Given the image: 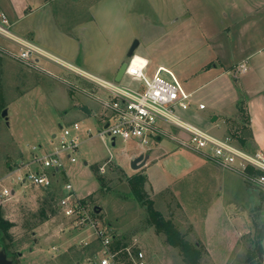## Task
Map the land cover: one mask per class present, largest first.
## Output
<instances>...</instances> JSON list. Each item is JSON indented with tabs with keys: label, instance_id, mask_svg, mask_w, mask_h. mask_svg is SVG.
Returning a JSON list of instances; mask_svg holds the SVG:
<instances>
[{
	"label": "rangeland",
	"instance_id": "rangeland-1",
	"mask_svg": "<svg viewBox=\"0 0 264 264\" xmlns=\"http://www.w3.org/2000/svg\"><path fill=\"white\" fill-rule=\"evenodd\" d=\"M65 1L64 13L77 17L82 12H78L75 3ZM160 1L167 3L168 0ZM185 3L189 18L187 29L165 35L166 38L154 45V53L164 57L172 51L174 56L179 55L176 47L183 46L185 43L181 42L187 41L186 38L194 37L198 33L196 29L209 38L230 27L249 26L251 32H264V0H186ZM106 4L108 2L103 5ZM144 5L148 9V2L141 0V6ZM251 7L254 11L259 9L257 18L251 16ZM110 11L114 13L112 16L102 15L103 18L95 20L93 30L126 33L129 27L116 17V5ZM104 12L103 8L102 14ZM171 12L169 7L166 12L162 11L167 16ZM126 24L129 26V22ZM134 28L133 40L136 36L141 40L143 36L136 52L146 55L147 40L144 38L154 37L152 29L148 28L145 35L147 27L141 18ZM98 42L96 34H92L93 49ZM19 50L14 42L0 37V191L3 185L13 190L9 198L0 195V205L5 218L14 223L10 230L14 242L6 241L15 264H96L95 251L88 252L81 245L93 237L91 227L85 230L70 228L69 220L58 209L49 220L32 227L45 190L7 179L10 172L30 156L33 145L49 147L55 143L53 135L74 121L81 126L78 134L82 141L73 153L77 161L65 158V167L76 194L88 200L91 213L102 227L113 235L125 237L133 251H143L147 264H184L181 251L168 244L166 235L148 222L146 207L138 202L129 186L128 177L141 170L131 168L132 159L140 151L137 142H124L117 136L113 145L110 139L99 135L103 123L87 115L92 110L98 112V99L91 96V89L99 86L96 83L88 85L77 79L79 76L74 72L45 58L34 64L20 60L13 55ZM191 52L193 50H188L189 54ZM128 59L126 55L124 60ZM161 77L171 81L165 73ZM122 82L136 85L127 76ZM90 101L93 106L88 105ZM5 108L8 121L2 115ZM89 128L93 135L86 137ZM170 131L175 135L179 132L175 127H170ZM153 146L157 156L145 166L150 180L145 191L154 200L155 208L171 219L186 239L202 245L201 264H264V252L263 257L257 255L253 261L248 259L256 251L257 232L264 233V189L237 171L206 159L200 151L179 145L171 137L163 136L162 142ZM105 163L102 172L101 166ZM59 178L60 182L67 180L64 173ZM94 207L100 212L96 213ZM93 239L96 241L95 237ZM261 243L264 249V238ZM97 244L100 248V242Z\"/></svg>",
	"mask_w": 264,
	"mask_h": 264
},
{
	"label": "crops",
	"instance_id": "crops-1",
	"mask_svg": "<svg viewBox=\"0 0 264 264\" xmlns=\"http://www.w3.org/2000/svg\"><path fill=\"white\" fill-rule=\"evenodd\" d=\"M146 1L148 9L145 5L141 6V0H70V4L72 2L78 6V12L82 11L77 17L64 13L67 3L65 0H0V8L7 12L14 23L16 35L35 43L43 51L58 59L60 64L45 59L60 65L68 72H74L79 76L77 79L88 82V85L95 83L92 78L77 73L74 69L107 81H115L133 41L138 39V47L141 45L143 36L141 40L137 36L134 40L133 38L136 35L134 27L138 25V19H143L147 27L144 34L146 35L147 29L151 27L154 37L144 38L147 40L145 51L147 50L148 54L135 53L148 60L149 75L161 70L160 74L165 73L171 77L166 70L172 71L184 89L191 93L190 109L179 111L180 115L217 136H232L231 131L233 132L235 128L237 131L243 125L239 113L240 107H243L250 119V123L247 122L251 142L248 151L264 147V32H251L249 26L230 27L226 32L213 34L214 36L209 38L202 36L204 34L200 33V29H196L198 33H195L196 37L194 35L191 38L192 41L188 38L187 41H179L185 43L176 47L175 50L180 51L179 55L174 56L175 54L170 51L163 57L154 53L153 47L166 38L165 35L169 36L173 31L187 29L188 6L186 0H178L179 2L168 0L167 3L151 0V4L150 0ZM105 2H108V5H103ZM115 5L117 7L115 15L129 27L128 31L126 33H106V30L104 32L100 29L94 31L92 25L95 20L103 16H112L114 13L110 8ZM168 7L172 10L169 16L162 13L163 10L166 12ZM103 8L105 14H102ZM250 10L251 16L257 18L259 9L254 11L251 7ZM126 22H129V26ZM92 34H96L99 40L95 49L92 46ZM188 50L193 52L189 54ZM191 56L193 58L189 59ZM40 59H37V63ZM244 63L247 69L243 72L240 65ZM71 84L78 87L74 82ZM95 87L91 89L93 94L91 96L98 99V112L92 110L91 114H87L88 112L82 111L89 118L93 117L102 122L103 129L112 120V114H109L102 102L111 97L106 89ZM201 104L204 108L200 107ZM88 105L93 106V103L90 101ZM75 122L78 121L73 123ZM167 129L169 131L167 135L159 136L146 150L147 152L144 151L150 155L145 166L156 159L157 154L153 145H159L163 136L171 137L179 145L180 137H188V134L178 128L177 135L170 131V127ZM141 153L143 151H139L136 156ZM145 166L141 170L144 169L146 174ZM220 208L223 209V205H220Z\"/></svg>",
	"mask_w": 264,
	"mask_h": 264
},
{
	"label": "built area",
	"instance_id": "built-area-1",
	"mask_svg": "<svg viewBox=\"0 0 264 264\" xmlns=\"http://www.w3.org/2000/svg\"><path fill=\"white\" fill-rule=\"evenodd\" d=\"M14 23L6 11L0 8V37L14 42L20 50L13 53L18 59L30 64L39 58H48L58 64L60 61L27 39L21 38L14 32ZM125 76L129 77L136 85L124 84L116 81H107L92 75H87L68 66L82 75L91 77L100 87L106 89L110 99L104 100V107L112 114V120L106 127L99 130V135L112 138L120 136L124 142L135 140L140 151H146L150 145L161 135H167L168 127H176L188 134V139H178L182 146L198 150L203 156L219 165L230 168L240 173L243 177L258 184L264 189V147L255 151H248L231 136H217L185 119L179 111H186L191 106V93H188L179 79L172 71H167L171 81L161 77L158 70L154 75L147 73L148 60L134 54L128 59ZM241 71H246V64L240 65ZM204 108V105H200ZM81 126L78 122L63 126L61 132L55 135V143L49 147L33 145L30 156L23 159L15 167L7 179L15 184L29 183L43 189H51L59 184L62 195L56 207L62 215L69 220L70 228L85 230L93 229V237L100 242L101 247L95 251L96 264H116L117 256L123 250H111L113 234L102 227L98 219L91 213L88 200L76 194L74 185L66 172L65 158L71 162L77 159L73 155L81 145L78 132ZM86 137L93 135L91 129L85 132ZM106 163L101 166L104 172ZM248 168L259 171L251 176L246 173ZM64 173L67 180L60 182V175ZM61 183V184H60ZM1 197L13 196V190L3 185ZM71 231V229H69ZM93 237L81 242L83 247L93 243ZM133 264H147L145 254L141 250L133 251L131 247L125 248Z\"/></svg>",
	"mask_w": 264,
	"mask_h": 264
},
{
	"label": "trees",
	"instance_id": "trees-1",
	"mask_svg": "<svg viewBox=\"0 0 264 264\" xmlns=\"http://www.w3.org/2000/svg\"><path fill=\"white\" fill-rule=\"evenodd\" d=\"M240 117L243 125L235 133L231 131V137L234 138L242 148L248 150L251 147L250 142V133L248 131L247 122L250 123L249 116L246 114V110L243 107H240ZM253 152V151H252ZM246 173L248 175L254 176L259 173V171L252 168H248ZM101 183L105 184L104 179L98 175ZM148 182V176L142 171H137L134 175L128 177V183L131 187V191L134 194L138 202L146 207L148 222L151 223L158 232L164 233L166 235V241L168 244L178 248L183 255L184 264H201L203 257L202 245L198 242H191L185 238L181 233L178 227L171 219H167L163 213L157 210L154 206V200L148 197L145 191V185ZM45 190V195L41 199V205L38 212L34 215L37 219L33 223L32 227H36L41 223L49 220L53 214L56 213L57 207L56 203L59 197L62 195L59 184H55L51 189ZM1 204V203H0ZM14 226V223L5 218L3 210L0 205V243L1 247H5L11 252L10 246L7 243V239L10 240V243L14 242L13 235L10 233L11 228ZM113 242L111 244L112 251H118L123 249L117 256L116 264H133L132 259L129 257L125 248L128 246L126 243L125 237H118L113 235ZM256 251L252 252L248 259L253 261V257L260 256L263 257L264 249L262 247V238H264V233L258 231L256 234ZM98 241H94L90 246L84 247L88 252L96 251L98 249ZM19 253V251H17ZM248 260V261H249Z\"/></svg>",
	"mask_w": 264,
	"mask_h": 264
},
{
	"label": "water",
	"instance_id": "water-1",
	"mask_svg": "<svg viewBox=\"0 0 264 264\" xmlns=\"http://www.w3.org/2000/svg\"><path fill=\"white\" fill-rule=\"evenodd\" d=\"M138 45H139V40L135 39L127 53V57H131L135 54ZM127 66H128L127 61H124L121 64L117 72V75L115 77L116 82H121L123 80ZM2 115L6 118L7 121L9 120L7 108L3 110ZM112 144L113 145L116 144L115 137L112 138ZM149 156L150 155L148 153H141L139 156L132 159L131 168L133 170H140L142 167L145 166L147 160L149 159ZM94 210L96 213L100 212V209L98 207H94ZM19 255H22V253L19 252ZM0 264H15V261L11 258V252L7 250L5 247L0 248Z\"/></svg>",
	"mask_w": 264,
	"mask_h": 264
}]
</instances>
